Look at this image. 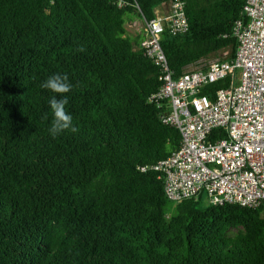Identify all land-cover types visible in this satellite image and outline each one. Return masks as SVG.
I'll return each mask as SVG.
<instances>
[{
    "label": "trees",
    "instance_id": "obj_1",
    "mask_svg": "<svg viewBox=\"0 0 264 264\" xmlns=\"http://www.w3.org/2000/svg\"><path fill=\"white\" fill-rule=\"evenodd\" d=\"M171 1L0 0V264H264V205L173 209L159 174L140 170L182 137L162 122L160 70L126 16L150 21ZM183 1L188 32L161 42L175 78L233 56L243 19L244 0ZM56 73L73 85L77 130L53 137L40 85Z\"/></svg>",
    "mask_w": 264,
    "mask_h": 264
},
{
    "label": "built area",
    "instance_id": "obj_2",
    "mask_svg": "<svg viewBox=\"0 0 264 264\" xmlns=\"http://www.w3.org/2000/svg\"><path fill=\"white\" fill-rule=\"evenodd\" d=\"M168 4L169 16L143 20L140 49L160 70L162 86L152 100L169 104L162 122L179 130L182 143L140 170L159 174L171 203L202 198L212 206L259 208L264 205V0H244L243 19L233 27V56L226 50L225 59L177 78L162 37L166 31L185 34L189 23L183 0ZM219 82L225 87L214 90ZM205 89L213 95H203Z\"/></svg>",
    "mask_w": 264,
    "mask_h": 264
},
{
    "label": "clouds",
    "instance_id": "obj_3",
    "mask_svg": "<svg viewBox=\"0 0 264 264\" xmlns=\"http://www.w3.org/2000/svg\"><path fill=\"white\" fill-rule=\"evenodd\" d=\"M40 87L54 94L48 101L53 113V119L49 128L50 134L55 137L68 129L75 132L77 129L72 125L73 117L66 111L68 100L65 94L70 92L73 88L68 75L60 73L50 75Z\"/></svg>",
    "mask_w": 264,
    "mask_h": 264
},
{
    "label": "rangeland",
    "instance_id": "obj_4",
    "mask_svg": "<svg viewBox=\"0 0 264 264\" xmlns=\"http://www.w3.org/2000/svg\"><path fill=\"white\" fill-rule=\"evenodd\" d=\"M166 8V7H165ZM162 7L158 10H161ZM133 22V23H132ZM126 29H128V33L129 34H143V30H144V23H143V20L138 18L137 16H134V15H127L126 16ZM131 36V35H130ZM227 57V52H221L219 53L217 56H214L210 59H207V60H204L200 63H198L197 65L195 66H192L191 68H189L188 70L189 71H192V70H203L205 69L207 66H209L210 64H212L213 62H216V61H219V60H223ZM204 203L205 204H209L207 201L204 200ZM176 207V204L175 203H171V208L175 209Z\"/></svg>",
    "mask_w": 264,
    "mask_h": 264
},
{
    "label": "crops",
    "instance_id": "obj_5",
    "mask_svg": "<svg viewBox=\"0 0 264 264\" xmlns=\"http://www.w3.org/2000/svg\"><path fill=\"white\" fill-rule=\"evenodd\" d=\"M159 7L161 8L162 7V9L161 10H158L159 9ZM159 7H157L156 9H155V15H156V17H158V18H165V17H167V16H169V14H170V5L169 4H164V5H161V6H159ZM166 7V8H165ZM133 23V22H132ZM128 30V29H127ZM143 34H141L140 36H142L143 37V39L145 38V31L143 30V32H142ZM131 36H133V37H137L139 34H130ZM142 39V40H143ZM141 44V43H140ZM140 46V45H139ZM139 48V47H138Z\"/></svg>",
    "mask_w": 264,
    "mask_h": 264
}]
</instances>
